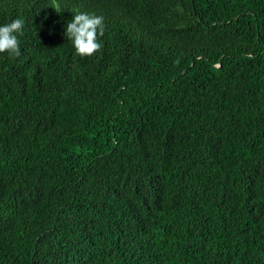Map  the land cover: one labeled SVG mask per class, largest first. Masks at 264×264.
Listing matches in <instances>:
<instances>
[{
	"label": "trees",
	"instance_id": "16d2710c",
	"mask_svg": "<svg viewBox=\"0 0 264 264\" xmlns=\"http://www.w3.org/2000/svg\"><path fill=\"white\" fill-rule=\"evenodd\" d=\"M76 12L105 19L93 56ZM17 17L0 264H264V0H0Z\"/></svg>",
	"mask_w": 264,
	"mask_h": 264
},
{
	"label": "clouds",
	"instance_id": "9594fccd",
	"mask_svg": "<svg viewBox=\"0 0 264 264\" xmlns=\"http://www.w3.org/2000/svg\"><path fill=\"white\" fill-rule=\"evenodd\" d=\"M59 12L58 7H54ZM25 21L15 18L10 23L0 26V54L6 53L9 58L21 56L20 36H23ZM106 25L103 16L76 12L74 18L66 25V37L71 41L75 55L90 57L99 52L103 44Z\"/></svg>",
	"mask_w": 264,
	"mask_h": 264
}]
</instances>
